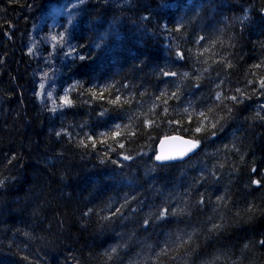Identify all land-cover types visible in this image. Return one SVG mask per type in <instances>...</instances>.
<instances>
[{"label": "trees", "instance_id": "obj_1", "mask_svg": "<svg viewBox=\"0 0 264 264\" xmlns=\"http://www.w3.org/2000/svg\"><path fill=\"white\" fill-rule=\"evenodd\" d=\"M262 82L264 0H0V264H264Z\"/></svg>", "mask_w": 264, "mask_h": 264}, {"label": "water", "instance_id": "obj_2", "mask_svg": "<svg viewBox=\"0 0 264 264\" xmlns=\"http://www.w3.org/2000/svg\"><path fill=\"white\" fill-rule=\"evenodd\" d=\"M177 138V139H173V138ZM183 140V141H192L188 138H185V137H182V136H179V135H171V136H166V137H163L159 140L157 146H156V150H155V156H154V161L155 163H168V162H172V163H175V162H182L186 159H188L189 157H191L195 151H196V147L193 148L191 151H188L187 154L183 155L182 157L179 156L174 150L175 149H178V148H181V147H187L186 145H182L180 143V141ZM164 141V146H163V149L161 147V142ZM193 142V141H192ZM194 143V142H193ZM164 154H167V155H172V156H175V158L173 159H168V160H157L156 157L158 155H161V153Z\"/></svg>", "mask_w": 264, "mask_h": 264}, {"label": "snow or ice", "instance_id": "obj_3", "mask_svg": "<svg viewBox=\"0 0 264 264\" xmlns=\"http://www.w3.org/2000/svg\"><path fill=\"white\" fill-rule=\"evenodd\" d=\"M53 39H55V37H53ZM262 86H264V82H262ZM196 130L200 131V128H197ZM173 139L175 140L177 138L174 137ZM164 143H165L164 141L161 142L162 149H163ZM180 143L182 145H186L187 146V147H181V148H178V149L174 150L181 157L183 155L187 154L188 151H191L193 148L196 147V144L193 143L192 141H183V140H181ZM173 158H175V156L164 154L163 151H162L161 155H158L156 157L157 160H168V159H173ZM124 159H128V157H124ZM261 243L264 244V241H261Z\"/></svg>", "mask_w": 264, "mask_h": 264}]
</instances>
